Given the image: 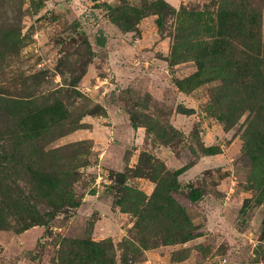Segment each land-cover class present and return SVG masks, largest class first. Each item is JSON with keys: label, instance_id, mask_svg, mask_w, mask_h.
I'll return each mask as SVG.
<instances>
[{"label": "rangeland", "instance_id": "obj_1", "mask_svg": "<svg viewBox=\"0 0 264 264\" xmlns=\"http://www.w3.org/2000/svg\"><path fill=\"white\" fill-rule=\"evenodd\" d=\"M263 17L0 0V264H264ZM115 112L138 135L117 141Z\"/></svg>", "mask_w": 264, "mask_h": 264}, {"label": "trees", "instance_id": "obj_2", "mask_svg": "<svg viewBox=\"0 0 264 264\" xmlns=\"http://www.w3.org/2000/svg\"><path fill=\"white\" fill-rule=\"evenodd\" d=\"M245 14H247L249 17H250V19L251 20H253V16H252V12L251 11H249V10H247L246 12H245ZM242 15V14H241ZM240 14H238V16H241ZM227 17H228V20H227V23L229 24L232 20H231V18H233L235 15L234 14H227L226 15ZM243 16V15H242ZM236 17V16H235ZM237 18V17H236ZM231 20V21H230ZM126 29H124V31H125ZM179 40H181L182 39V37H179L178 38ZM96 45L97 46H99V47H101V46H103V41H100V40H96ZM2 111H3V113H5V115H7V113L8 112H6V109L5 108H3L2 109ZM95 111H100V115H105V113H104V111L101 109V107L100 106H94L93 107V109H91L89 112H86V116H90V115H92V114H94L95 113ZM129 120V119H128ZM129 124H130V126H131V128H135L134 127V125L130 122V120H129ZM33 136H34V132L33 133H30V134H28L27 132H24V130H22L21 131V135L20 136H18L17 138H16V140L14 141V144L17 146V147H21L22 146V144L23 143H25V142H32V140H33ZM210 149L211 148H208L207 149V151H210ZM211 153H213V152H211ZM149 164V163H148ZM184 171V167L183 168H180V169H178V170H175V172H174V175H175V177L177 176V175H179L180 173H182ZM115 177L116 178H120L118 181L120 182V183H122L123 182V174L122 173H115ZM151 178V180H152V182L154 183L156 180H155V178L154 177H152V176H143L142 178ZM176 189V187H173L172 188V190H175ZM168 191H170L169 189L168 190H166V191H162V190H160V187L158 186V185H155L154 186V188H153V190H152V194L153 195H156L157 197H160V195L162 194V192L164 193V192H168ZM200 198V194L195 190V189H190L189 190V192H188V196H187V199L190 201V202H196L198 199ZM57 212H59V210H56L55 212H52V217H54L55 215H56V213ZM261 234H263L264 235V230L263 231H261ZM79 245H81V248H84V249H86L87 248V246H89L90 244H91V242H84V241H79V242H77ZM102 262V261H101Z\"/></svg>", "mask_w": 264, "mask_h": 264}, {"label": "crops", "instance_id": "obj_3", "mask_svg": "<svg viewBox=\"0 0 264 264\" xmlns=\"http://www.w3.org/2000/svg\"><path fill=\"white\" fill-rule=\"evenodd\" d=\"M262 2L264 6V0H262ZM171 5H173V3H171ZM261 36L264 39V17L261 18ZM113 120L114 122H112V125H114L115 123L113 127L115 129V139L117 141H121V138H129L133 133H136L138 135V133L135 132L133 128H131L128 117L124 113L115 112V119Z\"/></svg>", "mask_w": 264, "mask_h": 264}]
</instances>
